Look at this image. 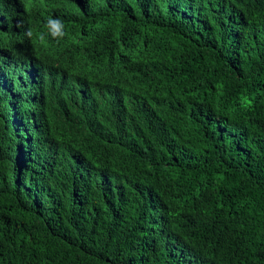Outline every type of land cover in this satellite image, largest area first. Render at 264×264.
Instances as JSON below:
<instances>
[{"label":"trees","instance_id":"1","mask_svg":"<svg viewBox=\"0 0 264 264\" xmlns=\"http://www.w3.org/2000/svg\"><path fill=\"white\" fill-rule=\"evenodd\" d=\"M49 16L70 35L97 17L81 55L105 57L125 107L64 148L75 143L70 89H56L54 111L0 86V264H264V0H48L22 22L35 31ZM144 222L161 236H142Z\"/></svg>","mask_w":264,"mask_h":264},{"label":"clouds","instance_id":"2","mask_svg":"<svg viewBox=\"0 0 264 264\" xmlns=\"http://www.w3.org/2000/svg\"><path fill=\"white\" fill-rule=\"evenodd\" d=\"M47 3L48 0H0V86L6 87L13 94L14 101L21 102L25 107L34 109L49 106L54 111L64 99V96H60L56 89L65 90L66 87L70 89L74 93V107L71 109L73 118L71 134L75 143L64 141L60 143V146L72 148L76 145L81 146L80 143L85 137L92 134L90 123L96 116L101 121L98 124L99 127L103 125L102 114L109 113V110L115 106H119L123 111L125 99L117 89V79L108 72L105 57L97 58L94 50H88L85 56L81 55L84 44L88 40L94 39L92 29L101 30L97 17L91 18L88 26L80 29L79 35H70L67 28H64L63 21L54 16H49L46 21L40 22L41 25L35 31L24 25L22 22L23 10L40 12ZM119 30L120 32L114 34L110 40L111 43L117 44L122 41L124 33L121 29ZM22 31H25L23 35L13 37L11 40H3L6 35ZM135 34L140 37L139 32L133 33L131 41H134ZM103 41L105 45L106 42L104 39ZM137 46L138 42L128 43L125 56L133 50L136 51ZM18 63L42 64L44 65L41 68L43 72L39 76L16 75L14 73ZM83 66L92 70V73L87 77L80 70ZM48 94H50V98L47 100ZM20 115L19 106H16L15 111L12 106L7 121L14 127H18L17 121ZM112 119L113 117L108 119V122H111ZM40 157H38V161ZM34 165V163L24 164L22 170ZM101 165L110 170L113 175L116 174L114 166L106 163V160ZM87 172L95 174L92 170L87 169L79 175L83 178ZM141 175L147 177L149 174L141 173ZM137 183L138 178H135V186L138 190ZM159 184L160 182L155 181V177H153L148 185V193L157 195L163 192L164 190L158 187ZM125 194L130 200L136 197V192L133 190ZM150 207L159 211L160 201H152L148 204L149 209ZM161 234L162 231L152 223L141 226V235L146 239L153 240Z\"/></svg>","mask_w":264,"mask_h":264}]
</instances>
